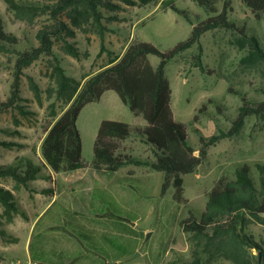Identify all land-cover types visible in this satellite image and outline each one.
Instances as JSON below:
<instances>
[{
  "label": "rangeland",
  "instance_id": "obj_1",
  "mask_svg": "<svg viewBox=\"0 0 264 264\" xmlns=\"http://www.w3.org/2000/svg\"><path fill=\"white\" fill-rule=\"evenodd\" d=\"M133 1L121 0L119 9L106 11V17L112 14L115 17L103 19L107 26L103 41L97 29L84 31L73 26L75 33L68 39L76 40L78 56L66 54L62 43H55L54 53L68 74L83 81L86 74L96 72L120 56L132 40L149 41L166 50L190 35L192 24L175 11L163 9L162 0L145 5L139 0ZM228 1L229 18L247 26L264 46V19L257 20L243 0H220L219 8ZM175 2L189 10L195 21L208 16L194 0ZM0 19L5 31L18 37L16 51H0V101L4 102L12 96L18 51L39 45L37 32L51 21L48 15L34 22L18 19L6 0H0ZM231 38L230 31H206L198 43L165 67L172 89L174 117L188 125L189 141L196 148L200 146V135L209 137L232 129L243 101L240 95L228 92L230 83L254 102L264 99L263 79L256 72L243 69L242 52L231 44ZM200 50L205 71L193 66L194 56ZM51 58L42 55L24 67L19 74V92L14 104L8 108L0 105V140L14 142L11 147L0 146V165L13 164L26 170L29 160L35 164L41 162L45 130L65 106L63 98L50 96L46 91L54 84L50 76ZM150 60L155 66L159 63L156 55H150ZM33 84L38 86L36 92ZM105 119L124 121L132 128L146 124V120L134 115L114 90L105 91L99 100L85 105L78 117L82 156L86 163L93 159L98 128ZM120 146L121 150L140 158H154L151 146L138 136L121 141ZM256 162L264 163V115L253 114L245 117L238 132L210 145L206 159L194 172L184 175L186 204L173 199L172 187L162 195L164 175L148 166L130 164L116 172L99 173L98 185L90 192L69 185L73 176L85 169L73 171L71 175L60 173L54 179L57 182L54 188L61 189L60 196L43 216L41 224L35 227L32 237L27 223L35 210L26 204V198L16 199L18 209L10 220L0 203V246H8L2 257L7 261L32 254L42 264H193L191 242L180 224L181 219L187 217L190 210L199 214L205 209L208 191L220 176H233L238 165ZM48 173L43 169L29 181L32 185L26 189L31 193V201L34 200V186L40 187ZM1 183L15 186L16 180L0 178ZM90 196L98 200L96 207L88 206ZM76 211L90 226L89 231L96 233L97 241L80 236L83 231L70 223L71 214ZM107 212L112 214L103 215ZM51 221L56 226L46 228ZM250 229L257 238L264 237L263 226L252 224ZM203 264L233 263L218 259Z\"/></svg>",
  "mask_w": 264,
  "mask_h": 264
},
{
  "label": "trees",
  "instance_id": "obj_2",
  "mask_svg": "<svg viewBox=\"0 0 264 264\" xmlns=\"http://www.w3.org/2000/svg\"><path fill=\"white\" fill-rule=\"evenodd\" d=\"M6 1L8 8L18 19L34 22L36 18L48 15L51 22L38 30L39 45L18 51L12 96L7 101H0V105L8 108L14 104L19 92V74L24 67L42 55L52 57L49 63L52 67L50 76L54 84H50L46 91L50 96L63 98L65 104L63 111L45 130L41 142L42 159L39 164L29 160L26 170H21L13 164L0 165V178H14L15 190L28 187L29 181L36 178L43 169L49 171L46 177L51 179V172H67L90 167L96 172L112 173L134 164L162 172L164 175L162 195L172 187L173 199L186 204L188 199L185 197L184 175L194 172L206 159L208 147L218 139L238 132L246 116L264 115V99L254 102L244 91L234 88L230 83L228 92L240 95L243 103L228 133L221 132L209 137L200 135V146L196 148L189 141L188 125L174 117L171 106L172 89L165 74V67L198 43L206 31L214 29L230 31L231 44L242 52L240 63L243 69L256 72L264 81V46L259 37L249 31L247 26L239 25L229 18V1L220 9V0H194L208 14L206 18L195 21L190 11L179 7L175 0H162L163 9L175 11L192 24L190 35L166 50H161L149 41L132 40L120 56L96 72L86 74L83 81L66 72L53 47L55 43H62L61 48L66 54L79 55L76 40L68 39L75 33L73 26L84 31L97 29L103 41L107 30L103 19L115 17L113 14L110 18L106 17V11L119 9L121 0ZM152 1L159 0H139L142 5ZM243 2L257 20L264 19V0ZM17 43L18 37L5 31L0 19V51H16ZM150 55L159 57L156 66L152 64ZM201 56L200 50L194 56L193 66L205 71ZM33 87L36 92L38 86L33 84ZM107 90H114L134 115H141L146 120V124L132 128L120 120L101 121L94 142L93 159L86 163L82 156L83 144L77 125L78 117L85 105L99 100ZM261 90L264 93V87ZM53 106L54 104L51 105ZM196 119L197 116L194 120ZM133 135L142 138L151 146L154 158L144 159L121 150L120 142ZM13 144L14 142L0 140V146L11 147ZM47 190L51 191V188ZM0 203L4 207L3 213L9 220L12 219L13 213L18 209L15 194L2 184ZM111 214L107 212L103 215ZM71 215L70 223L83 231L80 236L84 235L85 239L97 241L96 233L93 230L89 231L91 228L83 220L82 215L77 211ZM180 224L191 242L193 264L212 263L218 259H225L233 264H264V237L257 238L250 229L252 224L264 227V163L238 165L233 176L227 174L220 176L208 191L205 209L199 214L190 210L189 215L182 218Z\"/></svg>",
  "mask_w": 264,
  "mask_h": 264
},
{
  "label": "crops",
  "instance_id": "obj_3",
  "mask_svg": "<svg viewBox=\"0 0 264 264\" xmlns=\"http://www.w3.org/2000/svg\"><path fill=\"white\" fill-rule=\"evenodd\" d=\"M90 169H91L90 167H84V168L73 170V171H78V170H84V171L79 172L77 176H73V179H71L69 185L71 186V184H73V185L80 186L81 188H84L85 190L89 192L94 191L95 186L98 185L97 181L100 177L99 173H104V172H96V171L92 172ZM73 171L59 172V173L51 172L52 177L51 179H49L51 183L47 181L48 180L47 178V180H44L43 184H39L40 187L34 186L35 187V192L33 191L34 200L32 201L29 198L31 197V193H28L29 191L26 189L27 187H21L20 189L15 190L14 189L15 186H9V185L1 183L2 185L6 186L7 188L11 189L14 192L15 199H18V197H23V199L26 198V200L24 199L26 204L31 205L32 208L35 210L34 214L31 215L30 221H28L27 223L28 227L30 226L31 228L29 231V233L32 232L31 237H32L35 227L41 224L43 216L49 211V209L58 200L60 196L61 189L54 188V185L57 183L56 181L54 182V179H56L57 175H59L60 173H68L69 175H71ZM30 183L32 182H29V188H30V185H32ZM104 187H107V185H105ZM50 188H51V191H48L47 189H50ZM48 193H50V196H48ZM97 203H98V200H95L92 196H90L89 199H87V204L90 207H96ZM96 214L99 215L98 213ZM55 226H56V223L51 221L46 225V228L55 227ZM0 247H1L0 248V253H1L0 260L4 261L5 259L2 257V255L5 254L4 248H7L8 246H0ZM26 257H31L33 260L41 263L40 261L35 259L32 254H29Z\"/></svg>",
  "mask_w": 264,
  "mask_h": 264
},
{
  "label": "built area",
  "instance_id": "obj_4",
  "mask_svg": "<svg viewBox=\"0 0 264 264\" xmlns=\"http://www.w3.org/2000/svg\"><path fill=\"white\" fill-rule=\"evenodd\" d=\"M0 264H41L31 257H13L7 261L0 260Z\"/></svg>",
  "mask_w": 264,
  "mask_h": 264
},
{
  "label": "water",
  "instance_id": "obj_5",
  "mask_svg": "<svg viewBox=\"0 0 264 264\" xmlns=\"http://www.w3.org/2000/svg\"><path fill=\"white\" fill-rule=\"evenodd\" d=\"M111 264H115V263H111Z\"/></svg>",
  "mask_w": 264,
  "mask_h": 264
}]
</instances>
